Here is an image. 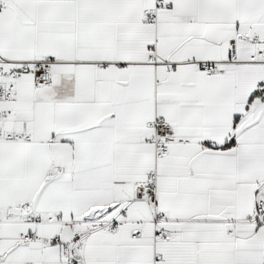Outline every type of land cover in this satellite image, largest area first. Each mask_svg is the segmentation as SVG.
Masks as SVG:
<instances>
[{
    "label": "snow or ice",
    "instance_id": "6c2138e0",
    "mask_svg": "<svg viewBox=\"0 0 264 264\" xmlns=\"http://www.w3.org/2000/svg\"><path fill=\"white\" fill-rule=\"evenodd\" d=\"M0 264H264V0H0Z\"/></svg>",
    "mask_w": 264,
    "mask_h": 264
}]
</instances>
